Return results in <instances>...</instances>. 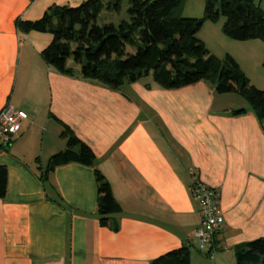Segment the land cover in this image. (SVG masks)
<instances>
[{"label": "crops", "instance_id": "crops-1", "mask_svg": "<svg viewBox=\"0 0 264 264\" xmlns=\"http://www.w3.org/2000/svg\"><path fill=\"white\" fill-rule=\"evenodd\" d=\"M83 1L0 0V109L9 104L28 115L0 153L7 169L0 264H151L184 246L190 264H237V245L264 238V130L256 115L240 96L220 95L206 82L177 90L140 82L113 91L57 73L41 56L52 36L20 33L16 22ZM259 5L264 11V0ZM222 24H204L198 38L219 59L234 58L264 90V44L236 41L241 55ZM68 65L79 76L81 67ZM239 109L246 113L232 115ZM62 124L91 148L110 183L122 208L112 216L117 231L100 225L93 168L72 163L41 180L66 147ZM190 170L220 193L225 222L209 249L214 258L194 238L202 219Z\"/></svg>", "mask_w": 264, "mask_h": 264}, {"label": "trees", "instance_id": "trees-1", "mask_svg": "<svg viewBox=\"0 0 264 264\" xmlns=\"http://www.w3.org/2000/svg\"><path fill=\"white\" fill-rule=\"evenodd\" d=\"M124 0H84L79 6L52 5L35 21L19 19L20 33H47L50 44L41 52L45 63L59 74L96 83L113 91L124 85L147 82L162 89L177 90L206 82L216 93L240 96L264 130V90L253 86L230 55H213L198 33L206 23L223 20L222 33L232 41L259 40L264 44V11L259 0H206L199 19L184 18V0H128V19L98 24L103 11L119 15ZM81 67L79 76L68 62ZM264 70V60L262 62ZM245 109L232 112L239 116ZM64 150L54 154L41 171V180L57 167L80 164L94 169L97 182V213L102 227L117 231L112 216L122 208L110 183L96 169L91 148L62 124ZM7 169L0 166V199L6 195ZM237 264H264V238L237 245ZM151 264H190L188 246L154 259Z\"/></svg>", "mask_w": 264, "mask_h": 264}, {"label": "built area", "instance_id": "built-area-1", "mask_svg": "<svg viewBox=\"0 0 264 264\" xmlns=\"http://www.w3.org/2000/svg\"><path fill=\"white\" fill-rule=\"evenodd\" d=\"M29 1L33 3L36 0ZM27 119L28 115L25 111L9 104L0 109V153L7 151ZM189 173L193 180L192 196L202 216L201 226L194 232V238L200 249L210 255L209 249L214 236L225 222L220 205V193L201 182L195 170H190Z\"/></svg>", "mask_w": 264, "mask_h": 264}, {"label": "rangeland", "instance_id": "rangeland-1", "mask_svg": "<svg viewBox=\"0 0 264 264\" xmlns=\"http://www.w3.org/2000/svg\"><path fill=\"white\" fill-rule=\"evenodd\" d=\"M81 3L82 2H80L79 4H71V7H77ZM205 4H206V0H184L183 5H182V9H181V14L184 18H188V19L202 18L203 14H204ZM128 8H129L128 0H124L122 3V10H121V13L119 15L110 14L107 11H103L98 18V24L103 25L105 23H118L120 20H125V19L127 20L128 19V14H127ZM203 32H205V31H203ZM203 35H204V33H202L200 36L202 37ZM230 44H236L234 46H238L234 50L237 53H239L241 55H243L245 53L243 48L238 45L240 43H237L236 41H232V43H230ZM257 59H258V56L256 53L254 60L256 61ZM259 63H261V62H259ZM201 219H202V216H201ZM214 253H215L214 251L210 252V255H208L209 258H214Z\"/></svg>", "mask_w": 264, "mask_h": 264}]
</instances>
